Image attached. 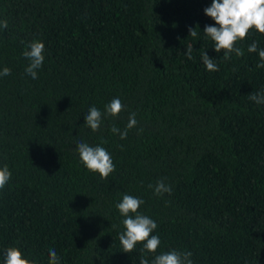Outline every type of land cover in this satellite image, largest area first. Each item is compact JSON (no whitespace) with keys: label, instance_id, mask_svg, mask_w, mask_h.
Segmentation results:
<instances>
[{"label":"trees","instance_id":"obj_1","mask_svg":"<svg viewBox=\"0 0 264 264\" xmlns=\"http://www.w3.org/2000/svg\"><path fill=\"white\" fill-rule=\"evenodd\" d=\"M211 0H0V264L10 246L36 264H139L142 244L122 251L116 204L127 193L158 225L155 255L190 251L193 264H264V68L255 30L223 60L205 25ZM196 27L198 36L189 35ZM44 43L33 79L22 52ZM192 44V59L185 55ZM216 60L209 72L201 53ZM118 97L125 108L97 132L84 115ZM137 126L127 138L130 113ZM143 129L140 132V129ZM100 144L115 171L102 180L79 159L77 141ZM107 141L101 143V141ZM163 179L171 194L156 196Z\"/></svg>","mask_w":264,"mask_h":264},{"label":"clouds","instance_id":"obj_2","mask_svg":"<svg viewBox=\"0 0 264 264\" xmlns=\"http://www.w3.org/2000/svg\"><path fill=\"white\" fill-rule=\"evenodd\" d=\"M203 11L215 22L214 25H205L203 32L214 42L215 52H223L222 59L225 61L231 60L233 55L236 57L244 55V50L237 44L245 40L249 32L255 30L264 34V0H211L210 6L204 8ZM7 26V19H0V28H7ZM188 31L193 38L198 36L196 27H191ZM44 49L45 45L42 41L33 40L28 44L27 50L22 52L23 57L29 61L25 72L33 79L38 78L37 70L43 65ZM247 51L258 52L260 63L256 67L264 68V49H258L257 44L253 42L248 46ZM192 52V44L187 45L185 55L188 59L193 58ZM201 60L207 71L219 70L216 60L210 57L206 51L201 53ZM10 74L11 70L8 67L0 70V77ZM249 99L257 104H264V94H250ZM124 108V104L118 97H114L107 103L103 112L93 105L84 115V124L92 132H97L100 130L105 116L117 117L124 111ZM137 123L136 113L132 112L123 131L115 125L111 126L110 131L119 134L121 139H126L128 130L136 127ZM139 131L142 132L143 129L141 128ZM106 142L101 141V143ZM76 150L84 167L90 172L98 173L102 180H106L115 171L111 154L100 144L91 146L81 140L77 141ZM11 176L12 173L7 165L0 167V189L5 187ZM148 187L153 189L156 196L172 192L171 186L166 184L163 179L157 181L155 186L149 184ZM142 204H144L143 199L127 193L123 194L122 199L116 204L120 216L123 217L121 221L123 231L119 233V241L122 251L125 253L133 252L138 243L142 244L139 264H150L143 253H156L161 240L157 235L152 234L158 227L157 223L139 211ZM191 256L190 251L172 249L155 255L151 264H193ZM3 264H36V261L26 258L19 247L10 246L4 253ZM48 264H60V257L55 249H49Z\"/></svg>","mask_w":264,"mask_h":264}]
</instances>
